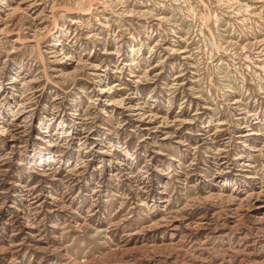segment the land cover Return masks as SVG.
I'll return each mask as SVG.
<instances>
[{
    "label": "rangeland",
    "instance_id": "1",
    "mask_svg": "<svg viewBox=\"0 0 264 264\" xmlns=\"http://www.w3.org/2000/svg\"><path fill=\"white\" fill-rule=\"evenodd\" d=\"M0 264H264V0H0Z\"/></svg>",
    "mask_w": 264,
    "mask_h": 264
},
{
    "label": "bare ground",
    "instance_id": "2",
    "mask_svg": "<svg viewBox=\"0 0 264 264\" xmlns=\"http://www.w3.org/2000/svg\"><path fill=\"white\" fill-rule=\"evenodd\" d=\"M20 8V7H19ZM105 91V90H104ZM145 119V118H144Z\"/></svg>",
    "mask_w": 264,
    "mask_h": 264
}]
</instances>
